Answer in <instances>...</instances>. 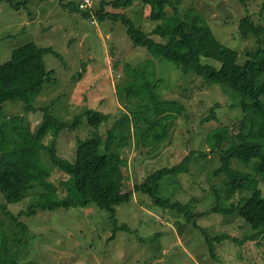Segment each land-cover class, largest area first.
<instances>
[{
	"label": "rangeland",
	"instance_id": "obj_1",
	"mask_svg": "<svg viewBox=\"0 0 264 264\" xmlns=\"http://www.w3.org/2000/svg\"><path fill=\"white\" fill-rule=\"evenodd\" d=\"M12 1L16 4L23 0ZM81 1L32 0L20 10H15L8 0L0 1V63L28 42L52 47L63 58L52 53L44 57L47 69L54 70L57 83L44 86L33 102L39 108L37 112L27 114L21 101L4 105L8 137L15 136L14 119L20 116L25 127L35 131L43 120L40 109L44 107H50L51 114L59 120L70 123L91 109L109 114L110 118L99 127L90 126L84 116L76 131L66 130L58 138L50 134L44 143L55 142L58 155L74 162L81 141L106 138L108 131L117 127L130 139L119 140V144L128 162L123 171L132 184L181 163L191 151H196L202 156L193 157L190 172L166 177L159 195L184 203L195 201L197 227L184 214L153 205L151 197L140 192L117 207L118 226L128 229L119 228L115 235L109 214L95 204L54 212L39 210L28 215L26 211L44 191L37 185L27 191L22 201L7 206L0 193V264H264V232L255 240H247L254 232L242 218L210 212L218 202L230 207L252 194L251 190H244L228 197L226 176L214 174L221 166V150H212L209 136L220 128H228L230 135L234 132L243 117L241 97L194 73L184 74L169 60L154 58L147 49L134 46L121 22L85 18ZM102 1L113 0H92L90 8L99 9ZM69 3L76 9L67 8ZM175 6L166 4L167 18L157 21L150 18L152 9L143 1H136L122 12L152 33L165 19L185 18L187 11L194 9L225 46L238 51L240 65L258 49L259 39L264 47V32L260 38L245 37L239 28L241 19L249 15L264 29V0H250L246 7L239 0H182ZM107 9L114 11L112 7ZM152 37L158 42L167 40L155 34ZM146 59L155 60L158 75L153 81L160 96L180 101L186 112L171 124L165 141L156 146L136 147L131 124L126 120L118 124L131 111L119 101L117 85L127 79L126 63L138 65ZM203 62L221 66L209 58ZM260 81H264V75ZM212 109L215 118L205 121ZM229 144L225 142L222 149ZM101 150L105 152L104 147ZM42 157L44 166L50 168L49 181L55 186V194L59 198L69 195L70 176L54 167L45 151ZM233 167L252 170V166L238 160L233 161ZM260 188L264 194V179L260 180ZM223 234L236 237L238 242L216 243V258L212 257L206 239Z\"/></svg>",
	"mask_w": 264,
	"mask_h": 264
},
{
	"label": "trees",
	"instance_id": "obj_2",
	"mask_svg": "<svg viewBox=\"0 0 264 264\" xmlns=\"http://www.w3.org/2000/svg\"><path fill=\"white\" fill-rule=\"evenodd\" d=\"M8 1L15 10H20L27 8L32 0L16 4L12 0ZM136 1L150 5V18L157 21L167 18L166 4L176 7L182 0L102 1L99 9L86 8L81 12L85 18L96 17L100 22H121L134 46L147 49L154 58L169 60L184 74L194 73L209 83L229 88L241 97L243 117L235 125L234 132L230 135L228 128H220L209 136L212 150H221V166L214 174L226 176L228 197L244 190H251L252 194L230 207H223L218 202L210 212L239 216L254 232L246 239L259 238L264 232V194L260 188V180L264 179V81H260L264 75V47L261 46V39L258 49L249 54L250 59L240 65L238 51L225 46L196 10H188L185 18L176 16L165 19L152 33H148L122 12ZM239 1L246 7L250 0ZM68 6L76 9L70 3ZM108 7H112L114 11H109ZM239 28L245 37L254 35L260 38L264 32L263 27L256 25L249 15L241 19ZM154 34L167 40L158 42L152 37ZM48 53L63 60L61 54L52 47H41L35 42H28L13 50L9 60L0 63V193L6 200V206L22 201L28 190L40 185L44 191L39 201L26 211L28 215H34L39 210L54 212L63 208H87L95 204L109 214L115 235L119 228L128 229L125 225L118 226L117 207L130 202L135 193L141 192L151 197L153 205L176 210L184 214L188 222L194 223L198 217L194 212L195 201L184 203L172 200L160 196L159 191L166 177L190 172L193 157L202 156L196 151H191L181 163L154 172L142 183L132 184L123 171L128 162L123 157L122 145L119 144V140L129 142L130 139L122 134V130L118 131L117 127L109 130L106 138L98 136L81 141L74 162L58 155L55 142L50 145L44 143V139L50 134L58 138L66 130L76 131L84 116L90 126L99 127L110 118L109 114L91 109L84 115H77L70 123L59 120L51 114L50 107H44L40 109L44 113L43 120L35 131L25 127L23 116H20L14 119L15 136L8 137L4 105L7 102L21 101L27 114L37 112L39 108L33 102L40 96L44 86L57 83L54 70H48L46 66L44 57ZM204 58L213 59L221 66L204 63ZM124 68L127 79L117 85V95L131 113L118 124L124 120L131 124L136 147L156 146L169 137L171 124L185 114L186 107L180 101L163 99L157 92L153 81L158 75L154 59H146L138 65L126 63ZM214 114L212 109L205 121L215 118ZM227 141L230 143L229 147L222 149ZM102 147L105 152H102ZM43 151L54 167L70 176L69 195L59 198L55 194V186L49 181L50 168L42 162ZM234 160L247 167L252 166V170L234 168ZM194 225L197 227L196 222ZM225 240L238 242L236 237L225 234L207 237L212 257L216 258L215 244Z\"/></svg>",
	"mask_w": 264,
	"mask_h": 264
},
{
	"label": "bare ground",
	"instance_id": "obj_3",
	"mask_svg": "<svg viewBox=\"0 0 264 264\" xmlns=\"http://www.w3.org/2000/svg\"><path fill=\"white\" fill-rule=\"evenodd\" d=\"M89 2H91L90 4H88ZM62 4V3H61ZM67 4V3H66ZM80 5H81V10H84V9H86V8H90L91 6H92V0H82L81 1V3H80ZM79 5V6H80ZM65 6H67V8H68V5H65ZM53 54V53H52ZM70 131V130H69ZM57 136V135H56ZM54 144V143H53ZM213 191H215V189H213ZM217 191V190H216ZM250 191V190H249ZM141 193V192H140ZM136 194V193H135ZM217 195H218V193H216ZM203 207V206H202ZM207 208V207H206ZM210 209V208H209ZM210 235V234H209ZM243 235V234H242ZM213 236V235H212ZM242 245V244H241ZM208 246V245H207ZM216 255V254H215ZM212 256V255H211Z\"/></svg>",
	"mask_w": 264,
	"mask_h": 264
}]
</instances>
